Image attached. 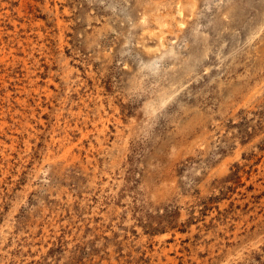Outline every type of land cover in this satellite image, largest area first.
Here are the masks:
<instances>
[{"label": "rangeland", "instance_id": "obj_1", "mask_svg": "<svg viewBox=\"0 0 264 264\" xmlns=\"http://www.w3.org/2000/svg\"><path fill=\"white\" fill-rule=\"evenodd\" d=\"M0 264H264V0H0Z\"/></svg>", "mask_w": 264, "mask_h": 264}, {"label": "bare ground", "instance_id": "obj_2", "mask_svg": "<svg viewBox=\"0 0 264 264\" xmlns=\"http://www.w3.org/2000/svg\"><path fill=\"white\" fill-rule=\"evenodd\" d=\"M180 10V9H179ZM181 11V10H180ZM183 14V13H182ZM261 28V27H260ZM162 29V28H161ZM260 30V29H259ZM256 33L258 34V32L256 31ZM253 38V37H252ZM254 39V38H253ZM251 40V39H250ZM248 43V42H247ZM107 123V122H106ZM104 124V123H103ZM106 126V125H105ZM104 126V127H105ZM107 129V128H106ZM101 133V132H100Z\"/></svg>", "mask_w": 264, "mask_h": 264}]
</instances>
